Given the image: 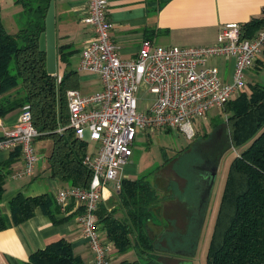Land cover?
<instances>
[{
	"label": "trees",
	"instance_id": "obj_1",
	"mask_svg": "<svg viewBox=\"0 0 264 264\" xmlns=\"http://www.w3.org/2000/svg\"><path fill=\"white\" fill-rule=\"evenodd\" d=\"M51 0H13L18 11L13 15L17 31L8 33L0 20V118L28 106L32 124L39 133L36 140H50L47 157L51 178L70 186L87 188L91 172L82 164L87 144L75 137L68 127L66 92L76 89L78 73L68 69L72 51L58 48L64 70L51 75L46 55L39 50V37L45 30V18ZM264 27V18L252 19L242 26V36L251 38ZM57 62V61H56ZM225 123L229 145L235 155L217 210L209 242L207 264H264V83L249 85L226 103ZM11 161L0 163V231L10 226L2 213L4 182L10 175ZM135 181L123 180L114 209L99 205L96 212L100 230L118 252L134 249L137 259L119 264H159L160 256L169 255L163 244L166 232L153 219L162 220L159 189L150 176ZM11 222L19 225L34 216L36 209L52 217L58 206L53 196L25 197L16 194L8 203ZM118 209L121 218L115 217ZM164 218V221H163ZM169 224V222H168ZM27 264H82L60 239L31 255Z\"/></svg>",
	"mask_w": 264,
	"mask_h": 264
},
{
	"label": "built area",
	"instance_id": "obj_2",
	"mask_svg": "<svg viewBox=\"0 0 264 264\" xmlns=\"http://www.w3.org/2000/svg\"><path fill=\"white\" fill-rule=\"evenodd\" d=\"M107 0H86L85 22L93 28V39L81 50L78 70L99 77L101 89L89 95L78 90L66 92L68 127L80 141L97 144L94 154H86L82 164L91 172L87 188L67 186L53 194L62 210L73 203L79 212L75 222L93 255L94 264H106L110 246L101 238L96 212L107 185L115 183L119 192V173L132 156L139 131L179 129L193 139L196 121L213 108H221L246 87V72L254 66L264 48V27L253 37L242 36L238 23L224 25L218 41L210 46H156L142 41L136 57L119 58L106 13ZM214 57L234 61L232 78L224 82L208 64ZM207 63V65H206ZM60 80V78H58ZM140 87L155 96L145 111L136 108L135 93ZM0 151L19 150L23 167L9 175L12 180L31 176L38 156L35 140L39 133L32 124L28 106L20 110L16 123L4 128L0 118ZM110 194V193H109Z\"/></svg>",
	"mask_w": 264,
	"mask_h": 264
},
{
	"label": "crops",
	"instance_id": "obj_3",
	"mask_svg": "<svg viewBox=\"0 0 264 264\" xmlns=\"http://www.w3.org/2000/svg\"><path fill=\"white\" fill-rule=\"evenodd\" d=\"M53 1L56 59H58V48L67 47L71 50L72 54L68 59V69L78 73L76 90L82 95L95 93L101 89L99 77L78 70L80 52L91 42L94 36L93 28L85 22L86 0ZM17 11L18 7L14 5L13 0H0V20L5 30L10 34L17 31L13 20V15ZM106 13L109 22L112 24L110 36L117 48L118 56L121 60L127 61L136 57L144 40H149L156 46L182 48L214 45L218 41L220 29L224 25L238 23L243 26L252 19L264 18V0H107ZM56 61V75L60 78V73L64 69L59 67L60 62ZM208 64L217 71L222 81L229 82L231 80L234 69V61L231 58L214 57L210 59ZM263 83L264 48L254 66L246 72V87L241 92L247 91L249 85ZM142 88L144 87H140L135 94ZM235 98L233 97L232 100ZM154 101L155 96L153 94L150 99V106ZM150 106H146L139 111H145ZM19 114L20 110H17L4 118V128L12 127L16 123ZM221 114L224 121L220 122V125L226 126L225 114L224 112ZM206 119H208V114L196 121V131L205 129L201 121ZM215 119L218 120L217 117ZM213 121L214 119L209 124L211 127L216 123ZM148 130L139 131L136 138L146 134ZM166 130L170 131L172 129ZM85 142L87 144L86 154H94L97 144L89 141L88 138ZM34 146L38 160L33 174L15 180L10 179L8 176L4 182L1 210L8 218L10 226L6 230L0 231V264H27L31 255L44 250L49 244L60 239L69 244L72 255L80 260L82 264H94L93 255L75 222L74 217L79 210L73 203L64 210L58 207L57 213L52 217L44 214L40 209H36L34 216L29 220L19 225L12 224L8 203L16 194L21 193L25 197H36L44 194L53 196L58 188L70 186L51 178L47 163V157L51 152V141L46 139L38 142V140H35ZM130 158L119 173L120 183L123 180L135 181L145 175L137 177L140 174L139 168L137 165L130 164ZM6 161H11L10 174L23 167V159L19 150L0 151V163ZM150 180L152 182L153 178H150ZM196 182L194 186L197 187L198 181ZM183 188L185 189L176 191V193L172 192L173 195H170V192L167 191H165V194L159 191L162 201L161 216L170 217L174 223L171 222V224L175 227L172 231L165 230L167 236L163 240V244L172 249L168 250L169 255L159 257V264L178 261V258L176 259L172 255L176 253L179 246H186L185 244H187V247L192 250L196 246L197 240L201 238L206 225L208 223L211 225L214 213V202L212 204L214 186L199 217L194 215V212L197 213V203H200L198 194H196V191L190 193L189 188L186 189L185 186ZM107 191L110 194L106 191L103 192L100 205L107 207V210H109L117 205L116 197L119 192L115 191L114 182L107 185ZM187 192L189 195L188 200L185 198ZM191 202H194V206L190 204ZM122 216L123 211L118 209L117 206L115 217L121 218ZM215 220L216 216L210 239ZM153 221L154 225H160L163 229L168 225V222L164 225L166 221L163 223L162 220L157 218ZM100 234L103 241L110 246V254L106 264H119L121 261L131 262L137 259L134 249L118 252L113 244L106 239L105 231L101 229Z\"/></svg>",
	"mask_w": 264,
	"mask_h": 264
},
{
	"label": "rangeland",
	"instance_id": "obj_4",
	"mask_svg": "<svg viewBox=\"0 0 264 264\" xmlns=\"http://www.w3.org/2000/svg\"><path fill=\"white\" fill-rule=\"evenodd\" d=\"M152 96L153 94L147 89L142 88L139 90L135 94L137 110L139 111L146 106H150ZM226 106L213 108L209 111L208 119L201 121L205 129L196 131L193 139H188L177 128L170 131L162 128L148 130L146 134L136 138L132 146V157L129 161L130 164L138 166L140 174L137 177L143 174L146 175L160 167L159 170L152 173L153 175L150 178H153V182H155L154 184L158 187L159 191H162L164 194L165 191L170 192V195H173L172 192L176 193V191L185 189L183 188L184 186L186 189L189 188L191 190L192 183L197 174L194 166L200 165L203 157L222 151L214 183L212 199V204L214 202V213L211 225L209 223L206 225L201 238L197 240L196 246L192 250L191 248H187V244H185L186 246L180 245L176 253L172 255V257L178 258L179 261L187 264H207L206 257L211 230L226 183L229 164L235 155V150L229 145L226 126L220 125V122L224 121L221 113ZM216 117L218 120L215 119ZM212 119L216 123L211 127L209 124ZM218 122L219 124H217ZM194 128H197L196 125ZM86 138H88L87 135ZM110 209L114 208L111 207ZM167 219L170 224L165 226V230H174L175 227L172 225L174 223L170 217H167ZM184 251L186 254L183 253Z\"/></svg>",
	"mask_w": 264,
	"mask_h": 264
},
{
	"label": "water",
	"instance_id": "obj_5",
	"mask_svg": "<svg viewBox=\"0 0 264 264\" xmlns=\"http://www.w3.org/2000/svg\"><path fill=\"white\" fill-rule=\"evenodd\" d=\"M39 50L46 55V69L51 75H56V42H55V20L54 1L51 0L45 18V30L39 37ZM2 133L0 132V138ZM217 166L214 167L209 176L205 177L207 183L204 186L206 199H209L217 176Z\"/></svg>",
	"mask_w": 264,
	"mask_h": 264
},
{
	"label": "flooded vegetation",
	"instance_id": "obj_6",
	"mask_svg": "<svg viewBox=\"0 0 264 264\" xmlns=\"http://www.w3.org/2000/svg\"><path fill=\"white\" fill-rule=\"evenodd\" d=\"M221 152L222 151H220V152L218 151L214 155L203 157L202 163H200V165H198V166H194V169L197 171V174H196V177L192 183V188L190 190V193H193L194 191H196V194H198L199 201H200V203H197L198 204L196 207L197 213L194 212L195 216L199 217L200 212L204 206V203H206L209 200V199H206L205 192H204V186L207 183V181L205 180V177L209 176V174L212 172L214 167H216V166L218 167ZM196 181H198L197 187H199V188H197L196 185L194 186V184L197 183ZM195 188H197V189H195ZM212 190H213V188H212ZM188 196L189 195L187 192V194L185 195V198L187 200H188ZM190 204L193 205L194 202H191ZM191 205H190V207H191ZM187 248H190V247H187ZM165 264H187V263H184L183 261L175 260V262H167Z\"/></svg>",
	"mask_w": 264,
	"mask_h": 264
}]
</instances>
